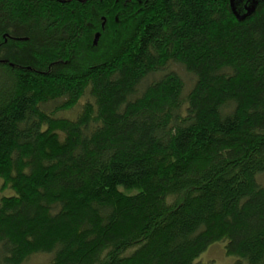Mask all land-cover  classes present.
Instances as JSON below:
<instances>
[{"label":"trees","instance_id":"obj_1","mask_svg":"<svg viewBox=\"0 0 264 264\" xmlns=\"http://www.w3.org/2000/svg\"><path fill=\"white\" fill-rule=\"evenodd\" d=\"M8 33L0 264H264V0H0Z\"/></svg>","mask_w":264,"mask_h":264},{"label":"rangeland","instance_id":"obj_2","mask_svg":"<svg viewBox=\"0 0 264 264\" xmlns=\"http://www.w3.org/2000/svg\"><path fill=\"white\" fill-rule=\"evenodd\" d=\"M239 2L241 5V0H239ZM249 3H250V5H249V7H250L252 3L249 1L247 4H249ZM11 55H12V51H9V52L3 51L2 54L0 52L1 58H6V59L14 58ZM67 113H69V112H67ZM75 113H76V110L73 111V115ZM67 116H69V115H67ZM70 117H72V116H70ZM262 182H264V178H263ZM121 190L124 191L126 194H134L137 192L136 190H125V189H121ZM13 194H14V192L11 190V188L5 187V181L2 178H0V200H2L3 197H7V196H10ZM45 260H47V257L41 255L38 257H34L29 262V264H35V263L42 262ZM237 262H238V258L229 257L226 254L224 242H218V243H215L212 246H210L208 248V250L206 252H204L198 260L199 264H237ZM242 264H245V262L243 261Z\"/></svg>","mask_w":264,"mask_h":264},{"label":"flooded vegetation","instance_id":"obj_3","mask_svg":"<svg viewBox=\"0 0 264 264\" xmlns=\"http://www.w3.org/2000/svg\"><path fill=\"white\" fill-rule=\"evenodd\" d=\"M19 40H22V39L19 36H17V35L9 34V33L4 35L2 42H0V49H1L0 52H1V54H2L3 51H5V52L12 51V55L11 56H14L15 52H16V49H15V47H11L13 45L12 42H16V41H19ZM17 54H18V52H17ZM6 61H7L6 58H1L0 57V62H6Z\"/></svg>","mask_w":264,"mask_h":264},{"label":"water","instance_id":"obj_4","mask_svg":"<svg viewBox=\"0 0 264 264\" xmlns=\"http://www.w3.org/2000/svg\"><path fill=\"white\" fill-rule=\"evenodd\" d=\"M100 34H97L94 40V44L96 45L99 40Z\"/></svg>","mask_w":264,"mask_h":264}]
</instances>
